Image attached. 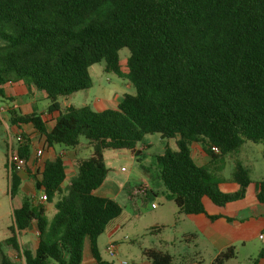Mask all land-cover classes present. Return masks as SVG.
<instances>
[{
	"label": "trees",
	"instance_id": "trees-1",
	"mask_svg": "<svg viewBox=\"0 0 264 264\" xmlns=\"http://www.w3.org/2000/svg\"><path fill=\"white\" fill-rule=\"evenodd\" d=\"M123 49L129 56L120 58ZM101 62L135 93L101 111L89 105L60 108V99L92 87L89 68ZM19 82L28 92L42 93L46 114L57 116L48 127L42 114L8 108L9 123L30 125L47 147L86 145L90 156L77 162L69 180L59 154L28 174L34 193H42L46 203L26 197L12 210L0 264H81L84 241L95 264H111L100 257L97 239L123 209L94 194L107 176L105 150L129 151L139 161L136 147L147 135L174 140L176 148L166 145L154 161L177 215L206 214L205 199L218 208L243 200L252 184L249 169L234 161L233 193L220 191L219 174L225 156L235 155L245 142L264 149V0H0V99L7 84ZM195 143L209 165L198 167L191 158ZM29 145L16 147L26 163L23 170ZM7 166L13 199L22 180ZM146 191L141 185L128 197L139 205ZM255 200L264 206V178ZM47 206L53 207L51 216ZM33 223L36 246L22 248L19 233ZM141 254L151 264H173L166 252L144 248ZM235 256L230 246L210 264ZM262 257L260 251L251 264Z\"/></svg>",
	"mask_w": 264,
	"mask_h": 264
},
{
	"label": "rangeland",
	"instance_id": "rangeland-1",
	"mask_svg": "<svg viewBox=\"0 0 264 264\" xmlns=\"http://www.w3.org/2000/svg\"><path fill=\"white\" fill-rule=\"evenodd\" d=\"M120 58L129 56V51L123 49L119 52ZM89 75L91 78L92 87L79 91L70 96L68 106L81 107L83 105H89L93 111H100L101 108L115 107L116 103H119L121 97L124 94H134L133 87L127 80L121 79L112 72H106L104 69V63H98L89 68ZM23 85L22 82L17 83ZM34 101L32 108L35 112L47 107L48 102L44 98V95L40 92L34 91ZM41 97V98H39ZM30 100V95L27 96ZM46 115V114H45ZM48 127H50L51 118L48 114L45 117ZM9 128V124L7 125ZM24 143L28 142L31 147L45 144L44 139L38 135H29V132L21 131ZM31 136V137H30ZM14 134L8 132L0 125V241L8 236L7 227L12 224V210L19 207L21 201L29 197L31 198L34 193V182L28 178L27 175L22 174L23 181L18 193L11 199L9 196L8 188L10 187L9 177L6 169L7 153H5V146L12 142L13 146L18 143L15 141ZM145 144H150L146 147L139 157V161L129 151H110L105 150V164L108 169L107 180L121 189L133 190L141 185H146L148 189H152L154 195H148L142 198L141 203L136 208V212L131 214L127 205L128 200L125 194H120L117 198L113 199L119 204L123 212L118 219L109 224L108 227H121L119 234L115 236V240L118 241V247L115 249V255L110 256L106 251L107 237L101 236L99 239V251L102 259L113 263L122 264L125 261L127 264H137L142 260L141 251L143 247L149 246L151 243H156L152 229H165L164 236L170 237L173 235L172 225H165L170 221L169 210L167 206H164V194L165 188L161 184L157 176V171L154 157L158 155L162 148H164V142H162L158 135H147L144 139ZM173 145V142H170ZM56 149L58 146H54ZM263 146L261 144H253L251 142H245L243 148L236 155H226L225 162L226 168L223 174L226 176L233 170L234 161L239 160L241 164L248 168L250 171V180L256 184L264 178V160H263ZM192 158L194 162L193 155ZM197 163V162H196ZM35 173L33 172L32 175ZM42 193L37 194L40 196ZM36 195V194H35ZM33 197H36V196ZM31 196V197H30ZM32 197V198H33ZM249 197V196H248ZM112 200V199H111ZM157 206L156 210L148 208L150 204ZM51 212L53 207L49 206ZM172 224V223H170ZM237 232L247 233V247L240 253L239 261L244 260L249 254H253L254 258H257L260 251H264V207L257 205L255 208L241 211L236 215L235 222ZM184 224L181 225L183 227ZM30 230H36V226L33 223ZM37 231V230H36ZM108 231L104 235L108 234ZM29 235H32L29 233ZM35 233L33 234V243H35ZM260 235L262 236L261 238ZM21 241L24 238L19 233ZM26 248V246H24ZM171 251H173L171 249ZM173 253H176L173 251ZM145 260V259H144ZM19 264H23L22 260H18ZM234 264V263H233ZM241 264H244L243 262Z\"/></svg>",
	"mask_w": 264,
	"mask_h": 264
},
{
	"label": "crops",
	"instance_id": "crops-1",
	"mask_svg": "<svg viewBox=\"0 0 264 264\" xmlns=\"http://www.w3.org/2000/svg\"><path fill=\"white\" fill-rule=\"evenodd\" d=\"M28 95L32 97L30 98V100L27 98ZM4 96L5 98L3 100L0 99V104L4 106L5 109L13 108L24 115L42 114V118L45 120V117L47 115L46 111L42 110L40 112H35L33 110L32 104L35 98L34 91L28 92L24 84L21 86L18 85L17 83L7 84L4 87ZM69 99L70 97H65V98L60 99L59 101L60 108L65 107L66 106L65 104H68L67 102H69ZM46 108L47 107H45L44 109L46 110ZM103 109H105V107L101 108V110ZM48 116L49 118H51L50 123L52 125L53 123L52 120L57 116V114H52ZM4 118H5L4 122H1L0 125H2V127H4L6 131L11 132L14 135H16V133L21 132V131L29 132L30 133L29 135H32L33 137L37 135V133H35V131L30 125H24V126L23 125H19V126L11 125L9 123L10 121H9L7 113ZM8 124L10 128L7 126ZM160 140L164 142V148L166 145H168L170 149L176 148L174 140L166 141V140H162L161 138ZM170 142H173V145H171ZM40 146H43L44 148V155H43L44 162L51 161L54 159L55 155L62 153V157L65 163V173H66L67 180H69L75 175V167H76L77 162L90 156V149L86 145L79 146L73 150L62 149L59 146L57 149L55 147H47L46 144H43V143L41 145L33 146L32 149L30 147V156H29L28 166L26 167L25 170L23 171L21 170L17 172L22 181H23L22 174L27 175V177L29 178L28 174L33 173V170L31 167L32 166L31 159L33 156L34 149ZM148 146H150V144L147 145L143 142L138 147H136V151L142 152L143 151L142 147L146 148ZM7 147H8V144H6L5 146V150H6L5 153H7ZM12 147L15 149L17 145L15 146L12 145ZM241 148H243V146ZM161 153L162 151L159 154ZM192 155L194 159L196 160L197 163L195 162V164H197L198 167H205L209 165V158L203 152L202 147L200 145L196 143L192 144L190 148L191 158H192ZM224 162H225V158H224ZM225 168H226V162H225L223 171H221L219 174V176L222 179V183L219 185V189L223 193H233L237 190L238 187L230 179L231 172L228 173V175L226 176L223 174V172L225 171ZM146 188H147V191H146L147 196L149 194L154 195V193L152 192L153 191L152 189H148L147 186ZM123 190L124 189L116 187L113 184V182L111 183L109 180H107V176H106L104 184L98 190H96L94 194L99 197H107L112 200L120 196L121 193L125 194V197L128 200L127 205L129 207V211H131V214H133L136 212V208H138L139 206L135 204L134 199L131 201L128 197V191H130L131 188L128 190L126 189L125 191ZM256 192H257L256 184L252 182V184L248 187L247 193H245L243 200L232 202L226 205L224 208H218V206H215L209 200L205 199L203 200V206H204L205 213H206L204 215L203 214L177 215V209L175 207V204L172 201L166 199L165 194H164V199H165L164 206H167L170 212L169 213L170 221L172 222L168 221L167 224H164L161 227L165 225H172L174 228L172 229L173 235L170 237H165L163 234L165 229H152L153 233L156 234V236H154L156 243L154 244L151 243L149 246L143 247V249L152 248V249H156L162 252H166L173 256V264H210L213 258H215L219 253H221L227 247L233 246L236 251V256L234 259L227 261L225 264H233V263L241 264L242 262L244 264H251L252 260L256 259L254 258L253 254H249L244 260L239 261L240 253L244 249H246L247 242L250 240L246 238L247 233L237 232L238 230L234 222H235L236 215H238L239 212L255 208L257 205H259L255 200ZM34 195L35 194H33L32 197ZM150 206H148V208H151ZM156 209H157V206L153 210H156ZM46 213H47V216H51L52 214L51 210L49 209V206H47ZM208 216H218V217L214 220H210L208 219ZM226 218H229L230 221H227ZM182 224H184L183 227H181ZM120 228L121 227H108L106 229V231L109 230L108 234L104 235L106 233L105 231L104 234H101L97 239L98 250H99V239L101 236L107 237L106 248H107V245L111 244L114 250L117 249L118 241L115 240L116 239L115 236L119 234ZM20 233L22 234L24 238V241H21L19 237V242H20L21 247L23 248L24 246H28L29 248L31 247L32 249H34L37 243V231L36 230L31 231L29 229V230H26ZM29 233H31L32 235H29ZM34 233H35L34 235L35 243L32 242ZM188 235H195V237L193 240L188 239L185 241L183 237L188 236ZM5 239H3L2 241H4ZM171 249L176 253H173ZM262 252H263V257L258 259L256 264H264V251ZM5 254L10 255L9 250H5ZM90 255L91 254L89 251L88 244L86 241H84L83 252L81 255L82 257L81 264H95L92 258L90 257ZM144 259L145 258L142 257V260H140V262L137 264H151L148 260L146 259L144 260Z\"/></svg>",
	"mask_w": 264,
	"mask_h": 264
},
{
	"label": "built area",
	"instance_id": "built-area-1",
	"mask_svg": "<svg viewBox=\"0 0 264 264\" xmlns=\"http://www.w3.org/2000/svg\"><path fill=\"white\" fill-rule=\"evenodd\" d=\"M7 113V109H5L4 106H2L0 104V123L4 122V117ZM15 137V141L18 144L23 143L24 144V140H23V136L21 134V132L16 133V135H14ZM12 142H10L8 144L7 147V167L8 169L11 170H15L16 172L19 171H23V167L26 165V163L23 161V159L19 158L17 155V150L16 148L14 149L12 147ZM212 151L214 153L217 152V148H213ZM43 155H44V148L43 146H40L36 149H34L33 152V156H32V161H31V167L34 173H36L37 171L41 170V168L44 165V159H43ZM59 155L62 156V153H59ZM35 202L41 203V204H45L46 203V198L44 197L43 194H41L40 196H36L35 197ZM151 208L155 209V206L153 204H151L150 206ZM262 236L260 235L259 238H261ZM106 251L108 252V254L112 257L115 255V250L113 248V246L111 244L107 245ZM122 264H126L125 261L122 262Z\"/></svg>",
	"mask_w": 264,
	"mask_h": 264
}]
</instances>
